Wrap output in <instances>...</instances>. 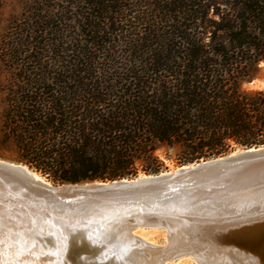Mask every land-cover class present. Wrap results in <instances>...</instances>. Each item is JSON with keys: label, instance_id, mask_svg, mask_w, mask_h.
I'll list each match as a JSON object with an SVG mask.
<instances>
[{"label": "trees", "instance_id": "1", "mask_svg": "<svg viewBox=\"0 0 264 264\" xmlns=\"http://www.w3.org/2000/svg\"><path fill=\"white\" fill-rule=\"evenodd\" d=\"M58 1L57 70L8 88L0 158L76 184L159 173L158 145L181 166L264 145V0Z\"/></svg>", "mask_w": 264, "mask_h": 264}, {"label": "water", "instance_id": "2", "mask_svg": "<svg viewBox=\"0 0 264 264\" xmlns=\"http://www.w3.org/2000/svg\"><path fill=\"white\" fill-rule=\"evenodd\" d=\"M37 174L0 159L3 259L167 264L188 257L218 264L227 253L235 264L232 254L245 256L243 264H264V145L112 181L53 184ZM131 192L137 195L130 202ZM37 222H44L39 235ZM153 232H162V243L146 239Z\"/></svg>", "mask_w": 264, "mask_h": 264}, {"label": "rangeland", "instance_id": "3", "mask_svg": "<svg viewBox=\"0 0 264 264\" xmlns=\"http://www.w3.org/2000/svg\"><path fill=\"white\" fill-rule=\"evenodd\" d=\"M54 4H56L57 9L63 6L58 0H0V128L2 125L3 110L10 97L8 88L27 80L39 79L40 74L44 70L48 73L57 70L54 65V61L57 59V53H50L49 50L57 49L55 42H52L51 38L58 37L52 31L46 30L45 28L38 29L37 27L38 24L44 25L46 21L52 20L49 19V16L54 11ZM58 13L61 15L62 12L60 11ZM58 20L61 21L58 23L60 28L64 29L67 27L69 29L68 32L64 31L65 35L75 36L76 28L74 29L75 26L73 23L61 20L60 16ZM51 43L52 45L48 48V45ZM114 45L116 46L117 44L115 43ZM117 46H119L117 48L119 52L121 54L124 52L126 56L125 58L119 57L116 59L117 64H115L120 68L116 72L127 76L129 75L127 71L134 66V63L132 60H129V56L127 57L128 54L126 51L128 50V46L123 43ZM261 67H264V63L261 64ZM148 79L151 80L150 77ZM261 83H264V80L258 79L255 81V84L249 86L264 87L258 86ZM242 149L244 148L234 147L227 154ZM154 156L159 160V173L173 171L181 166L179 164L180 147L178 146L170 148L158 145ZM4 160L14 162L10 159ZM140 164V162L137 163L138 171L135 177L147 174L141 170ZM38 175L42 176L39 173ZM44 178L48 180L46 177ZM48 181L53 183L50 180ZM146 239L154 243H162L163 234L162 232L149 233ZM167 264L197 263L192 258L187 257L178 261L168 262Z\"/></svg>", "mask_w": 264, "mask_h": 264}, {"label": "bare ground", "instance_id": "4", "mask_svg": "<svg viewBox=\"0 0 264 264\" xmlns=\"http://www.w3.org/2000/svg\"><path fill=\"white\" fill-rule=\"evenodd\" d=\"M140 176H142V175H140ZM0 235H4V234L0 232ZM7 241H8V239L5 240V242H7ZM232 255L233 256H231V257L235 258V260L237 261V264H243L245 256L239 257V256H237V254H232ZM213 256L215 257L216 254H213ZM4 258L5 259H3V260L5 261V264H46V262H44V261L39 262L36 260H31V261L21 260V259L19 260L18 257H15L12 254H9L8 257L6 256ZM208 259H210V258H208ZM232 260H233V258H232ZM232 260H230V256L226 253V255L223 256V259L218 261L219 263L218 262L217 263L218 264H235L234 260L233 261Z\"/></svg>", "mask_w": 264, "mask_h": 264}, {"label": "snow or ice", "instance_id": "5", "mask_svg": "<svg viewBox=\"0 0 264 264\" xmlns=\"http://www.w3.org/2000/svg\"><path fill=\"white\" fill-rule=\"evenodd\" d=\"M158 191H159L160 195H162V196L165 195V193L162 190H158ZM171 191L175 192L176 190L171 189ZM136 195L137 194L135 192H131V193H129V196L125 197V198L129 199V201L131 202V200H134L136 198ZM136 202L139 203V200H136ZM152 206L155 207V204H153ZM141 207H143V205H141ZM177 210H179V208ZM2 223H3V216H2V213H0V225H2ZM36 228L39 229V231L36 232V235H39L41 232L44 231V222H37ZM91 242L94 244L99 243V241L95 240V239H93ZM0 243H2V241H0ZM60 247L61 248L63 247V241L61 242ZM0 252H2V250H0ZM114 255H116V253H114ZM121 258H123V257L121 256ZM0 264H5V261L3 260L2 256H0Z\"/></svg>", "mask_w": 264, "mask_h": 264}]
</instances>
